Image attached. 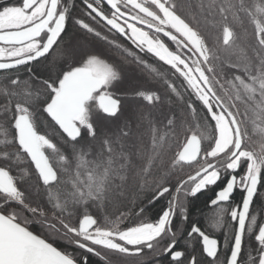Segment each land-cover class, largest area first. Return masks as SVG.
Here are the masks:
<instances>
[{"label":"snow or ice","instance_id":"1","mask_svg":"<svg viewBox=\"0 0 264 264\" xmlns=\"http://www.w3.org/2000/svg\"><path fill=\"white\" fill-rule=\"evenodd\" d=\"M0 133V264H264V0H0Z\"/></svg>","mask_w":264,"mask_h":264},{"label":"trees","instance_id":"2","mask_svg":"<svg viewBox=\"0 0 264 264\" xmlns=\"http://www.w3.org/2000/svg\"><path fill=\"white\" fill-rule=\"evenodd\" d=\"M75 33L74 29L69 28V32L68 35H66L64 37V44L68 45L71 44L73 41V35ZM54 56L57 57V62H62V60L60 59L63 56V52L62 49H57L55 53H53ZM51 59V57H50ZM157 66V65H154ZM158 67V66H157ZM137 75H139V70H137ZM131 75V73H130ZM136 81H132L131 83H135ZM131 83L126 82L124 87H130ZM128 95V99H129V103L135 107L139 98L135 97V95L131 92L127 93ZM144 104H146L147 102H143ZM44 119H47L46 117ZM50 130V126L48 129H46L43 125L41 126V131L42 133L44 131H48ZM163 131H165L164 129H161V132L163 133ZM4 139V135L2 133H0V140ZM150 144V136L146 135L144 138V145L145 147H148ZM212 193L211 192H205L203 195H199V197L197 199H195L194 201H192L191 204V215L189 217V219L191 221H199L200 224H202L203 221H205L209 211L207 209V207H205V203L208 200V198L210 197ZM141 198L143 199V197H145L147 195V192H143L140 194ZM237 196V195H236ZM167 204V199L166 198H161L158 201L152 202V203H148L147 201H145L144 203V207L147 209V216L150 220H154L156 218V214L160 211V209L162 207H165ZM125 208H120V211H125ZM138 210V209H137ZM109 212L115 211L114 208H109L108 209ZM69 251H72V248H69ZM88 255V259L90 261V264H97V258L92 256L91 254H87ZM149 255H151L149 253ZM152 264V263H149Z\"/></svg>","mask_w":264,"mask_h":264},{"label":"flooded vegetation","instance_id":"3","mask_svg":"<svg viewBox=\"0 0 264 264\" xmlns=\"http://www.w3.org/2000/svg\"><path fill=\"white\" fill-rule=\"evenodd\" d=\"M211 195H212V194H211ZM211 195H210V196H211ZM236 195H237V196H236V200L239 201V199H240L239 192H237ZM207 209H208L209 213H208V215H207L205 221H203L201 225L210 226L211 223H212V213H213L214 209H213L212 207H210V206L207 207ZM182 227H183V228H187V223H185L184 225H182ZM189 230H190V229H189ZM210 230L214 231V229H210ZM217 236L219 237V233H217ZM221 239H222V238H221ZM180 243L183 244L184 241L181 240ZM148 255H149V254H148ZM149 256H150V255H149ZM164 259L167 260V259H168V256L165 255ZM149 263L155 264V261H151V260H150Z\"/></svg>","mask_w":264,"mask_h":264}]
</instances>
